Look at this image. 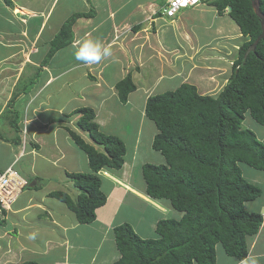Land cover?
<instances>
[{
  "label": "crops",
  "instance_id": "crops-1",
  "mask_svg": "<svg viewBox=\"0 0 264 264\" xmlns=\"http://www.w3.org/2000/svg\"><path fill=\"white\" fill-rule=\"evenodd\" d=\"M11 1L13 7L6 6L5 9L16 18L17 22H12L15 33L0 26V51L8 50L0 55V102L2 101L0 120L5 113L9 112V117L0 123V131L3 127L7 128L6 133H0V172L8 167H13L26 180L27 185L22 189L11 209L3 212V219L0 220V264H19L26 261H35L40 264H110L112 260L116 262L120 255L118 252H112L116 249L112 228L117 226L115 225L117 217L121 222L118 225L123 223L122 217L127 215L130 218H141L139 226L141 229H145L157 222V216L166 218L170 213L166 206L153 201L146 195L145 183L135 184L138 179L136 176L137 167L141 168L143 164L137 165L133 158L124 160L120 170L105 171L110 177H103L102 190L106 194V203L96 210V220L93 223L79 224L74 213L64 203L49 196L50 193L60 191L66 193L72 200H76L79 190L70 185L72 181L68 174L89 172L85 154L74 145L69 135V131H74L86 142L92 144L88 134L80 130L77 125V120L81 115L78 111L90 107H77V102L84 97L85 102L93 103L94 93L90 95L89 92L98 91L96 95L99 101L95 97L98 108L90 109L95 113L94 122L99 126L100 131L105 122L102 112L106 110L107 102H110L109 105L118 103L121 108L138 113L142 122L145 117L146 100L151 96L152 90L156 89L163 80L171 81L182 76V80L188 83L190 78L188 74L192 70H194L192 73H199L200 78L205 79L204 71H210L211 67L217 69L226 67V61L222 62L219 59H216L215 66H211L209 61L201 64L200 54L202 52L207 58L210 57V61H214L209 50L199 51L200 53H191L190 50L194 45L207 46L206 48L211 47L214 50L215 43H218L216 39L225 26L217 25L215 28L217 29L216 37H210L211 41L202 44L197 43L195 37L190 36V29L186 27L182 18L177 21L172 19L168 21L166 17L160 16L150 3L147 6L141 4L140 14L135 10L138 14L135 19L129 18L122 26L117 23V19H112L113 13L106 16L107 19L97 16L95 19L102 22L103 25L106 21H111L113 31L118 30L119 27L121 30H127L132 23L135 24L134 26H138L137 31L133 33L131 30L133 39H131L132 36L130 40L124 41V37L119 33V42L113 45H109L112 41L107 42L106 46L109 45L113 57L116 58L115 62L112 57H109L103 59L99 64L86 65L89 67L83 68L85 64L71 59L73 50L71 47L76 46V42L81 39V32L83 33L81 22L78 20L72 28L73 42L59 52L58 59L55 58L56 66L53 69L49 66L44 68L39 81L28 92L26 89L30 80L28 75L25 76L26 82L22 88H19L20 80L28 68L40 63L48 51L49 42L54 38L55 26L60 24L59 27H61L65 19L62 20L64 16L60 15L55 25L52 20L60 0ZM14 5L18 6L20 12L13 13L12 10L17 9V6ZM199 8L216 15V11L211 7L199 6ZM1 9L3 10L4 7ZM188 13L194 16V13L201 14L202 12L188 10ZM3 14L5 16L6 13ZM226 19L228 20L224 24L230 18L227 16ZM16 27L19 28V31L16 30ZM234 29V34L239 35V31ZM29 32L34 37L36 34L35 41L28 40ZM154 32L157 36L162 35L165 38L149 39ZM39 34L40 36H38ZM44 37H47L48 41L44 40ZM142 37L148 38V40H144ZM40 42H43V46L38 48ZM149 44H153L154 49L150 51L146 49L141 52L140 49L147 45L150 46ZM174 54L179 57L176 58L177 62L175 63L173 61ZM152 59L156 60L155 64L150 63ZM133 61H137L139 64H134ZM117 63H122L123 66L120 75H118L120 80L130 73L133 83L137 82L135 91L128 95L125 103L119 101L115 88L120 80L115 82L114 87H110V92L113 91L114 99L112 101H105V97L100 95L101 90L99 91L103 87L101 79L104 78L107 65L118 67ZM5 64H10V67H6ZM128 64L136 65L137 74L132 75V72L129 71L125 76H122L129 67ZM63 65H67L69 69ZM196 67L199 68L195 70ZM89 69L93 73L89 74ZM129 69H134V66ZM66 70H70V72ZM171 70L174 71L171 72ZM90 76L91 78H89ZM148 78H153L152 85L147 83ZM78 82L82 84L79 89L75 88ZM139 83H142L145 88L142 85L139 86ZM194 85L196 86V84ZM59 86H62L60 90L69 89L71 94L69 109L57 106L51 101L52 92L49 93V90L59 89ZM219 91L220 89L216 92ZM16 93H19L16 99L18 103L15 110L13 107L10 110L8 104ZM134 93L137 95L133 96ZM12 122H16L22 131L25 129V133L21 137L19 129L12 128ZM255 127L257 128L258 125ZM259 129L258 140L264 143V127ZM112 136L121 139L118 134ZM140 138L141 135L136 133L133 149L140 144ZM95 147L101 150L99 146L95 145ZM68 150H70L71 159L68 158ZM263 179L264 177H262ZM65 180L69 186L65 184ZM253 209L263 215V224L258 234L248 241V246L249 254L259 257L264 254V250L261 251L259 247L260 240L264 237V195L256 201L255 205L253 204ZM131 226L133 227L132 224ZM29 236L40 237L43 243L41 250L34 253L36 257L25 258L22 257L23 252L27 251L26 249H33L30 247L33 243L29 242ZM26 240L28 241L26 242ZM233 264H237V261Z\"/></svg>",
  "mask_w": 264,
  "mask_h": 264
},
{
  "label": "trees",
  "instance_id": "trees-1",
  "mask_svg": "<svg viewBox=\"0 0 264 264\" xmlns=\"http://www.w3.org/2000/svg\"><path fill=\"white\" fill-rule=\"evenodd\" d=\"M3 1L13 7L11 0ZM81 1L80 10L64 20L58 35L50 41L40 66H32L34 75L27 91L39 81L44 68L56 66L59 52L73 42L72 28L78 20L106 16L94 9L90 0ZM254 1L257 11L251 0L202 2V6L213 8L216 16H228L244 39L237 46L230 76L215 96L201 95L195 85L183 83L173 91L147 98L144 116L157 131L151 147L164 162L142 165L145 193L158 203L167 200L175 214L156 222L155 238L142 239L129 223L114 226L112 233L120 257L113 264H216V245L237 262L249 254L248 241L258 234L262 216L258 211H249L246 203L259 200L263 187L253 180L254 176L249 181L241 165L264 171V143L242 126L248 115L264 127V0ZM157 13L163 16L161 11ZM104 24L113 35L111 21ZM137 27H132L133 33ZM115 88L119 101L125 103L136 89L131 74ZM18 96L13 95L8 107ZM78 112L77 125L92 144L74 131L69 135L85 154L89 172L68 174L79 190L76 200L60 191L49 196L64 203L79 224H90L96 220V210L106 203L104 178L98 172L120 170L126 146L120 138L100 131L92 109ZM11 125L18 128L16 122Z\"/></svg>",
  "mask_w": 264,
  "mask_h": 264
},
{
  "label": "rangeland",
  "instance_id": "rangeland-1",
  "mask_svg": "<svg viewBox=\"0 0 264 264\" xmlns=\"http://www.w3.org/2000/svg\"><path fill=\"white\" fill-rule=\"evenodd\" d=\"M90 1L92 2L94 9H99L101 14L108 16L109 14L113 13L112 19H117L118 20L117 23H119L121 26L129 18L135 19V17L138 15L137 12H135V10H137L140 14L141 9L139 7L141 4H144L145 6H147L150 3L153 5L154 9L157 10V12H160V10L166 6V2H167V0H90ZM83 2H85V0H83ZM14 6H17V5H14ZM82 6H83V3L81 0H76V1H71V2H70V0H60L58 7L55 11L56 13L52 16V20H53L54 25L56 24L57 18L59 19L60 15L64 16V18L62 19V20H64L67 17H69L71 15V13H73V11H79ZM2 7H4L3 10L1 9ZM5 8H6V4L4 3L3 0H0V9L2 10V11L0 10L2 12V13L0 12V26L5 27L6 30H9V31H12L15 33V31L13 29L14 23H12V22L14 20H16V18H14L12 13L10 14L8 12V10H6ZM86 8H87V4H86ZM16 10H18V12H20V9L18 8V6H17V9L15 8L14 10H12L13 13H15ZM194 11H201L202 13L201 14L194 13L195 15L192 16V15H189L188 9L187 10H181L178 12L177 17L173 18L172 20L177 21V19L182 18L186 27L188 29H190V31H189L190 36L195 37L197 43L204 44L206 42L211 41L212 38H210V37H216L215 35L217 33V29H215V28L217 27V25H220V27L225 26L223 31L221 32L220 36L217 37V39H219V40L216 39V41H218V43H215L214 50L211 47H208V48H206L207 46L198 47L196 45L192 46V48L190 49L191 53L209 50L210 56L214 58V61H210L209 60L210 57L207 58L206 56H204V54L202 52L200 54L201 61H202L201 64H205L206 61H209L211 63V66H215L217 64L216 59H219L222 62L226 61V67H220V68L218 67V69H220V70H218L216 67H214V68L211 67L210 71H204L203 70L204 71L203 74H204L205 79L203 77L200 78L199 73H196V72L192 73V71H194V70L190 71V73L188 74V77H190L188 79V83L193 84V85L196 84V88H197V91L199 94L205 93L206 95L214 96L215 94H217L216 91L218 89L222 88V86L226 83L228 77L230 76L232 62L237 57V46H239L241 43H243L244 39H243V37H241L240 33H239V35L234 34V31H233L234 28H235L234 30H237V31H239V30H238L237 26L232 22V20L229 19V21L226 24H224L228 20V19H226V17H227L226 15L219 17V16H216L212 13H207V12H205V9H200V8H196V9H194ZM3 13H6L5 16ZM100 16H102V15H100ZM106 16L105 17L102 16L103 19H107ZM167 20L170 21L171 19L167 18ZM80 22H81V27H82V31H83V33L81 32V35H82L81 38L95 39V40H98L99 42H101L102 45H106L108 41H110V42L112 41L109 45H111V44L113 45L114 43L119 42V36H120L119 33H121V35L124 37L123 38L124 41L127 39L130 40V38L133 36L131 29L135 25L134 23L130 24L127 30H123V29L121 30L119 27V29L118 30L116 29L114 31V34L112 35L111 30H108L109 26L103 25L102 22H100L99 20H96V19H94V20L80 19ZM229 22H230V25H229ZM59 25L57 24L55 26L56 30H55V34L53 35V37L58 35L59 30H60ZM16 30L19 31V28L16 27ZM30 34H31V32L28 33V38H29L28 40L30 42L32 40L35 41L36 34H35V37L31 36ZM152 34H153V36H152ZM152 34H151V37L149 39H157L158 40L161 37H162V39L165 38L162 35L157 36L155 32ZM38 36H40V34ZM110 36H111V38H110ZM138 37H140V36H138ZM12 38H14V37L12 36ZM133 38H134V36L131 39H133ZM142 39L148 40V38L145 39L144 37H142ZM44 40H47V37H44ZM151 43H153V42H151ZM49 44H50V42H49ZM149 45L150 46L147 45L145 48L140 49L141 52H144V50H146V49H148L147 51L154 49L152 47L153 44H149ZM235 45H236V48H234ZM29 46H31L30 43H29ZM41 46H43V42H40L37 47L41 48ZM71 48H73V50H74V47H71ZM48 49L49 48L47 47V50ZM73 50H72V52H73ZM6 52H8L7 49L0 51V55L2 53H6ZM199 53H198V55H199ZM58 57H59V55L56 57V59H58ZM176 58H179V57H176V55H175V57L173 59L174 63L177 62ZM71 59L73 61H76L73 54L71 55ZM144 62H145V60H144ZM74 63H76V62H74ZM132 63L139 64V62H137V61H133ZM150 63L155 64L156 60L154 61V59H152V60H150ZM123 64H125V62H123ZM5 65H6V67H10V64H5ZM38 66H40V63H37L36 67H38ZM63 66H65L66 69H69L67 65H63ZM117 66L118 67H115V66L112 67L111 64L107 65L106 70L104 72V78L101 79L103 82V87H102V89H99V91L101 90L100 95L102 97H105L104 98L105 101H112L114 99L113 95H112L113 91L110 92V87H114L115 82H118L121 79V78H118V75H120V72L123 68L122 63H117ZM128 66L129 67L134 66V69H129V67H128L126 69V71H124L122 76H125L129 71L132 72V75L135 73L137 74V71H135L136 65H133V64L129 65L128 64ZM88 67L89 66H86V65L83 66V68H88ZM32 68L33 67L28 68L26 73H24L23 78L19 82V88H22L23 86H25V82H26L25 76L26 75H28L29 79H31L32 76L34 75V71ZM197 68H199V67H196L195 70H197ZM16 69H17V66H16ZM70 70H66V71L70 72ZM89 70H90L88 72L89 74L93 73L91 71V69H89ZM172 71H174V70H171V72ZM41 75H42V72L40 73V76ZM152 79L148 78L147 83L149 85H152V82H154ZM182 79H183V77L180 76V77H178V79H173L171 81H169L168 79L163 80V82L160 83L156 87V89L152 90L151 95H157V94L164 93L166 91L175 90L181 84L187 83V82L183 81ZM195 82H197V83H195ZM144 83H146V82H144ZM140 85H142V83H139V86ZM81 86H82V84H80V82H78L77 85H75V88L79 89V87H81ZM33 87H34V85H33ZM61 87L62 86H59V89H54L53 91L49 90V93L52 92L51 101L53 102V104H55L57 106H63L65 109H69V107L71 105V94L68 91L69 89L68 90L67 89L60 90ZM142 87H144V86L142 85ZM151 89H152V87H151ZM70 90L77 91L75 89H70ZM97 92L98 91L89 92L90 95L92 93H94V96H92L94 98L93 103L85 102V98L83 97L81 99V101L77 102V107H90L92 109H97L98 106H97V103L95 100V97H96V99L99 101V98L96 95ZM15 95L16 94H14V96ZM136 95L137 94L134 93L133 96H136ZM14 102L10 105V107L8 109L12 110V107H13V109L15 110V107H16L18 101L15 100ZM1 103H2V101L0 102V104ZM109 104H110V102L109 103L107 102L105 104V106H107L106 110H103V112H102V116L104 117L105 122H104L102 129H101V132L104 133L105 135H109V134L110 135H116V134H118L121 137L122 141L124 142V144L126 146V154L124 155V160L127 161V160H130L131 158H133L136 161L137 165L138 164L141 165V163L142 164H145V163H149V164L163 163L164 159L161 156V154L153 151V149L151 147V142H152L151 139L154 137L155 133L157 132L154 123L145 117H143V121L141 122L138 113H133L127 109L121 108V106H119L118 103H117V105H116V103H112V105H109ZM127 111H129V113H127ZM8 113L9 112L5 113V115L0 120V123L5 118L7 119V117H9ZM19 120H20V118H19ZM140 124H141V126H140ZM242 126L244 129L251 130L252 132H255L256 134L260 130L259 128H261L259 126L256 128L255 126H257V125L250 119V117L248 115L245 116V120L242 123ZM249 127H251L252 129H249ZM18 129L20 131V137H21L22 136V129L19 127H18ZM6 130H7V128L3 127L2 131H0V133L4 134V133H6ZM136 133H139L141 135V138H140L141 141H140V144L137 145L133 149ZM69 153H70V150H68V158L70 157V159H71V156H70L71 154H69ZM132 153H133V155H132ZM83 163H84V161H83ZM241 168H242V171L245 173V176L247 177V179L249 181H251L252 177L255 176L254 181L263 187V189H262L263 194L262 195H264V179L262 180V177H264V171L251 170V169H249L248 166H245V165H241ZM85 169H86V165H85ZM137 169H138V172L136 173V176L138 179L135 181V184H137V185L140 183L144 184L142 174H141V168L137 167ZM65 184H67V186H69V184L66 182V180H65ZM70 185L74 186L73 182H71ZM255 203H256V201L253 203H246L247 204L246 208L249 211H254L253 204L255 205ZM161 204H163L164 206L167 207L168 213H170L169 214L170 216L175 214V211L170 207V203L167 200L161 201ZM169 215H167L166 217H169ZM119 216L122 217L121 214H119ZM122 219H123V221H122L123 223L128 222L129 224H132L133 229L135 230L136 234L139 237H141L142 239H149V238H155L156 237L155 232H154L156 222L147 226V228H145V229H141L139 226V222L141 221V218H134V217L130 218L127 215L126 217H122ZM156 219H157L156 221H158V220L162 219V217L157 216ZM118 223H121L119 217H117V219L115 220V225H118ZM110 235H111V233L109 230V237H110ZM262 239L260 240L261 243H259V247H260L261 251L264 250V237ZM27 241L28 240H26V242ZM23 242H24V240H23ZM29 242L33 243L30 246L33 249H26L27 251L23 252L22 257H25V258L36 257L34 253L41 250V246H42L41 244L43 243V240L40 237H36L34 239H29ZM111 248H112V243H111ZM116 249H114L112 252L117 253L118 251H116ZM10 251H11V249H10ZM216 252H217L216 264H233L235 262L234 259L225 255V253L222 251V248L220 245H216ZM253 255H255V254H253ZM259 258H260V264H264V254L260 255ZM113 262H114V260H112L110 262V264H112Z\"/></svg>",
  "mask_w": 264,
  "mask_h": 264
},
{
  "label": "built area",
  "instance_id": "built-area-1",
  "mask_svg": "<svg viewBox=\"0 0 264 264\" xmlns=\"http://www.w3.org/2000/svg\"><path fill=\"white\" fill-rule=\"evenodd\" d=\"M208 0H168L161 13L166 17H174L183 7L197 5ZM25 181L12 168L0 172V220L3 212L9 211L21 194Z\"/></svg>",
  "mask_w": 264,
  "mask_h": 264
},
{
  "label": "clouds",
  "instance_id": "clouds-1",
  "mask_svg": "<svg viewBox=\"0 0 264 264\" xmlns=\"http://www.w3.org/2000/svg\"><path fill=\"white\" fill-rule=\"evenodd\" d=\"M167 2H166V5H167ZM199 6H202V3H198L197 5H193V6L183 7L181 10H185V9L192 8V7H199ZM160 11H162V9ZM177 14L174 17H166L164 15L163 16L166 18L173 19L177 17ZM72 54L76 61L82 64H85V65H96V64H99L103 59L109 58V57H112L114 62L116 60V58L113 57L112 50L109 46L102 45L101 42H99L98 40L90 39V38L79 39L76 42V46L74 47ZM24 133H25V129L22 131V134ZM10 168L16 171L13 167H10ZM105 171L106 169L100 170L98 174L104 178H110L107 175V172ZM20 177L25 181V185H24L25 187L27 185V182L21 175ZM261 216H262V224H263V215L261 214ZM29 239H34V236H29ZM237 264H260V258L249 254L245 256L244 258H242L241 260H239Z\"/></svg>",
  "mask_w": 264,
  "mask_h": 264
},
{
  "label": "water",
  "instance_id": "water-1",
  "mask_svg": "<svg viewBox=\"0 0 264 264\" xmlns=\"http://www.w3.org/2000/svg\"><path fill=\"white\" fill-rule=\"evenodd\" d=\"M251 2H252V4H253V7H254V6H255V4H256V3H255V1H254V0H251ZM254 10H255V11H257L255 7H254ZM262 28H263V32H262V35H261V37H263V36H264V23H262Z\"/></svg>",
  "mask_w": 264,
  "mask_h": 264
},
{
  "label": "bare ground",
  "instance_id": "bare-ground-1",
  "mask_svg": "<svg viewBox=\"0 0 264 264\" xmlns=\"http://www.w3.org/2000/svg\"><path fill=\"white\" fill-rule=\"evenodd\" d=\"M18 12V10H16V13Z\"/></svg>",
  "mask_w": 264,
  "mask_h": 264
}]
</instances>
